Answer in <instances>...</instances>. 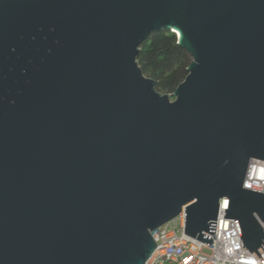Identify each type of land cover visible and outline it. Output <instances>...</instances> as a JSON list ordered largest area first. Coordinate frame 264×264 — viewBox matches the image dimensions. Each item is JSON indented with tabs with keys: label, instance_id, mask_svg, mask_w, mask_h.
Wrapping results in <instances>:
<instances>
[{
	"label": "water",
	"instance_id": "water-1",
	"mask_svg": "<svg viewBox=\"0 0 264 264\" xmlns=\"http://www.w3.org/2000/svg\"><path fill=\"white\" fill-rule=\"evenodd\" d=\"M165 28L193 56L174 100L137 61ZM255 159L264 0H0V264H145L184 208L211 244L221 198L259 255Z\"/></svg>",
	"mask_w": 264,
	"mask_h": 264
},
{
	"label": "built area",
	"instance_id": "built-area-1",
	"mask_svg": "<svg viewBox=\"0 0 264 264\" xmlns=\"http://www.w3.org/2000/svg\"><path fill=\"white\" fill-rule=\"evenodd\" d=\"M246 182L251 184L250 190L264 192V160L251 162L244 185ZM224 200L230 202L229 198L219 201L217 220L212 221L216 222L215 233L203 232L212 238L211 244L185 233L184 208L174 219L151 231L156 248L145 264H264V247L258 249V255L243 245L235 219L225 218L229 206L223 205Z\"/></svg>",
	"mask_w": 264,
	"mask_h": 264
},
{
	"label": "trees",
	"instance_id": "trees-1",
	"mask_svg": "<svg viewBox=\"0 0 264 264\" xmlns=\"http://www.w3.org/2000/svg\"><path fill=\"white\" fill-rule=\"evenodd\" d=\"M137 61L146 76L156 83L163 94H172L189 74L192 54L178 43L170 29L155 31L142 42Z\"/></svg>",
	"mask_w": 264,
	"mask_h": 264
},
{
	"label": "snow or ice",
	"instance_id": "snow-or-ice-1",
	"mask_svg": "<svg viewBox=\"0 0 264 264\" xmlns=\"http://www.w3.org/2000/svg\"><path fill=\"white\" fill-rule=\"evenodd\" d=\"M222 203H223V205H224L225 207H228L229 204H230V202H229L228 200H224Z\"/></svg>",
	"mask_w": 264,
	"mask_h": 264
},
{
	"label": "rangeland",
	"instance_id": "rangeland-1",
	"mask_svg": "<svg viewBox=\"0 0 264 264\" xmlns=\"http://www.w3.org/2000/svg\"><path fill=\"white\" fill-rule=\"evenodd\" d=\"M170 99H171V100H174V97H173V95H171V94H170Z\"/></svg>",
	"mask_w": 264,
	"mask_h": 264
}]
</instances>
